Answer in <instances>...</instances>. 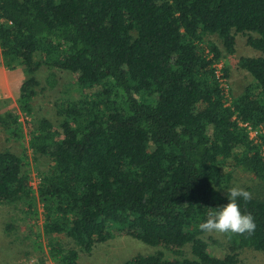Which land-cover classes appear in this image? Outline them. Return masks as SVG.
<instances>
[{
  "label": "trees",
  "instance_id": "1",
  "mask_svg": "<svg viewBox=\"0 0 264 264\" xmlns=\"http://www.w3.org/2000/svg\"><path fill=\"white\" fill-rule=\"evenodd\" d=\"M241 35L261 57L239 61L253 82L233 96L216 72ZM0 65L26 77L17 99L25 127L8 103L0 111V130L23 148L0 151V206L31 227L42 219L43 264H79L116 237L157 250L124 264L264 255V0H0ZM43 70L50 89L55 71L73 79L56 124L34 116ZM223 73L229 84L228 66ZM28 151L48 162L36 188ZM237 170L260 193L238 200L256 229L224 235L228 253L198 225L228 203Z\"/></svg>",
  "mask_w": 264,
  "mask_h": 264
},
{
  "label": "rangeland",
  "instance_id": "2",
  "mask_svg": "<svg viewBox=\"0 0 264 264\" xmlns=\"http://www.w3.org/2000/svg\"><path fill=\"white\" fill-rule=\"evenodd\" d=\"M236 54L223 61V65L230 69L229 85L233 96L240 95L253 79L251 76L239 68V61L242 58H258L261 53L247 45V37L238 36L236 38ZM56 77L51 79L56 86L50 89L47 78L50 72L47 70L41 71L37 76L41 81L39 95L33 102L34 116L37 119L47 118L56 124V108L55 104L61 101L62 93L73 80L72 76L66 72H54ZM24 72L21 69L7 70L0 65V111L5 103H8L10 111L14 115H19L24 124V117L19 111L17 99L22 83L25 81ZM45 89V90H44ZM44 90V91H43ZM43 91V92H42ZM28 139V138H27ZM25 146L27 145L26 143ZM13 147V150L21 153L22 146L15 139L0 130V151L7 147ZM29 154V168L33 173V187H37L38 178L37 169L41 170L46 167V159H38L33 161V157ZM235 186L244 188L256 196L260 191L257 189L258 182L246 172L237 170L234 174ZM39 213L42 212L41 206L38 204ZM42 219L38 220L36 227H31L30 223L26 222L23 214L13 207L0 206V264H43V261L48 256L47 240L40 238V246L37 243L36 235L42 234ZM9 229V230H8ZM57 240L65 243L66 238L63 235H57ZM210 238L220 246L223 252H228V241L224 235L208 234ZM69 247V245L67 246ZM157 250L151 246L145 245L137 239L131 237H116L112 240L97 245L88 255L81 254L79 264H124L127 260L136 255H149ZM220 253V252H219ZM222 254V253H220ZM171 256V255H170ZM52 264L51 261L44 262ZM238 264H264V255L253 249H244L239 253Z\"/></svg>",
  "mask_w": 264,
  "mask_h": 264
},
{
  "label": "clouds",
  "instance_id": "3",
  "mask_svg": "<svg viewBox=\"0 0 264 264\" xmlns=\"http://www.w3.org/2000/svg\"><path fill=\"white\" fill-rule=\"evenodd\" d=\"M228 203L210 213L205 222L198 225V230L205 234H221L226 236H251L256 229L255 218L250 213H242L238 200L250 202L251 192L234 186L228 190Z\"/></svg>",
  "mask_w": 264,
  "mask_h": 264
},
{
  "label": "built area",
  "instance_id": "4",
  "mask_svg": "<svg viewBox=\"0 0 264 264\" xmlns=\"http://www.w3.org/2000/svg\"><path fill=\"white\" fill-rule=\"evenodd\" d=\"M223 68H224L223 63H220V64L217 65V72H216L217 73V78L219 79L220 83L223 85L225 90L229 91V84H228V81L224 77ZM251 135L254 138V137H256L257 133L256 132H252Z\"/></svg>",
  "mask_w": 264,
  "mask_h": 264
}]
</instances>
